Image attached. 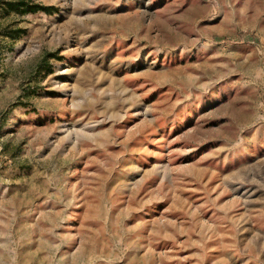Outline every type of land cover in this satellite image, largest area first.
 I'll return each instance as SVG.
<instances>
[{
  "label": "rangeland",
  "instance_id": "1",
  "mask_svg": "<svg viewBox=\"0 0 264 264\" xmlns=\"http://www.w3.org/2000/svg\"><path fill=\"white\" fill-rule=\"evenodd\" d=\"M19 1L0 264H264V0Z\"/></svg>",
  "mask_w": 264,
  "mask_h": 264
},
{
  "label": "trees",
  "instance_id": "2",
  "mask_svg": "<svg viewBox=\"0 0 264 264\" xmlns=\"http://www.w3.org/2000/svg\"><path fill=\"white\" fill-rule=\"evenodd\" d=\"M17 2H11L8 5V8H9L10 11L20 12L19 11L20 10L19 6H25L24 5V0L19 1V3H17ZM38 10H40V9H38L37 7H31V8L23 10V13H29V12H33L34 13V12H37ZM42 10H44L47 13H51L52 12V9H49V8H46V7L42 8Z\"/></svg>",
  "mask_w": 264,
  "mask_h": 264
}]
</instances>
